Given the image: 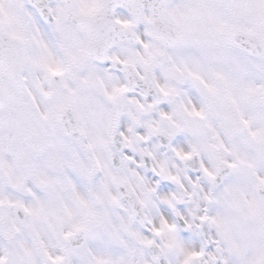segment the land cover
Segmentation results:
<instances>
[{
    "label": "snow or ice",
    "instance_id": "6c2138e0",
    "mask_svg": "<svg viewBox=\"0 0 264 264\" xmlns=\"http://www.w3.org/2000/svg\"><path fill=\"white\" fill-rule=\"evenodd\" d=\"M0 264H264V0H0Z\"/></svg>",
    "mask_w": 264,
    "mask_h": 264
}]
</instances>
